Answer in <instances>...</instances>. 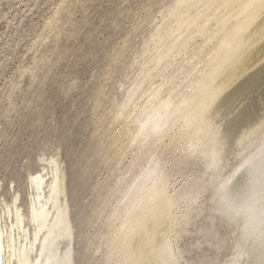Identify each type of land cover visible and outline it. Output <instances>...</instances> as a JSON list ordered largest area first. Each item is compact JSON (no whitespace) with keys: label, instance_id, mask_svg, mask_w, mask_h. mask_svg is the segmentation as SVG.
<instances>
[{"label":"rangeland","instance_id":"obj_1","mask_svg":"<svg viewBox=\"0 0 264 264\" xmlns=\"http://www.w3.org/2000/svg\"><path fill=\"white\" fill-rule=\"evenodd\" d=\"M178 2L0 0V200L11 202L17 195L26 216L29 176L56 159L64 177L61 201L69 220V264H116L118 256H111L110 250L127 208L123 197L155 161L167 196L182 197L171 203L159 196L146 202L141 218L145 223L135 230L136 252L129 264H162L169 250L177 264H249L264 247V120L209 170H204L203 154L185 151L189 145L178 136V124L158 140L151 136L132 140L142 107L164 99L171 88L164 80L179 85L193 64L202 62L180 84L181 96L189 93L186 86L202 75L203 64L222 36L214 37L220 25L213 18L206 33L189 36L182 30L188 26L184 24L169 34L176 22L168 12ZM198 5L190 9L191 15L202 7ZM177 35L187 39L176 49L171 47L170 64L155 63ZM250 42L222 69L219 78L236 79L231 88L264 66L263 57L243 74L234 71L241 54L264 52V45L260 50L247 48ZM186 56L192 59L184 60ZM204 97L200 104L207 105ZM230 100L227 97L226 102ZM219 104L217 108H226ZM204 115L212 122L202 134L216 144L225 118L216 122L219 115L212 110ZM249 167L253 185L245 205L250 214L237 216L228 205L216 214L222 196ZM194 181L198 186L184 192ZM163 182L157 185L162 193ZM142 202L137 199L138 210L143 209Z\"/></svg>","mask_w":264,"mask_h":264},{"label":"bare ground","instance_id":"obj_2","mask_svg":"<svg viewBox=\"0 0 264 264\" xmlns=\"http://www.w3.org/2000/svg\"><path fill=\"white\" fill-rule=\"evenodd\" d=\"M198 4L202 5L198 11L202 12L203 10V12L196 10V14L191 15L190 9ZM201 8L203 9L201 10ZM263 14L264 0H179L176 6H173L168 12V16L175 19L176 22L173 27L168 28L169 34L170 32L173 34L174 31L175 33L176 31L179 32L178 30L182 29L181 26H184V24H188L186 28L182 26L185 34L189 36L191 34H203L213 18V21L216 20L220 25H218L219 30L216 35L214 33V37L219 36L220 33L222 36L216 40L217 44L214 45L209 62H203L202 75L191 80L186 86V89L190 90L189 93L185 92L181 96L180 84L183 83L182 80L187 79L189 74L198 69L196 67L202 62L193 64V69L191 68L190 73L181 79L179 85L164 80L167 86H169L168 84L172 85H170L171 88H167V95L164 96V99L158 100L157 103L149 101L142 107V111L139 114L137 113V131L135 135L133 134L132 140L137 137L143 139L150 136L158 140L161 138L159 135L167 136L178 124L179 127H175L178 130V136L185 137L189 145L185 151L197 152L205 156L204 170L212 168L224 152H231L241 146L243 139L253 132L252 128L258 126L264 120V66L233 88L230 84H234L236 79L233 80L230 75L224 79L219 77L224 65L248 41L251 42L247 48H254V50L263 48L264 17L258 22L254 30H250ZM223 31L224 34H222ZM180 35H177V39H173V43L169 47L168 45L167 47L166 45L163 46L164 51L162 50L163 53L158 54L155 63L164 61L165 64H170L169 60H171L173 54H171V47H175L177 44L180 45L184 42V39H187L185 37L181 40L182 36L180 37ZM157 39L159 40V38ZM208 40H211V38ZM262 51L263 49L248 56H244L245 53L241 54L234 71L243 74L252 65L260 62L264 57ZM188 58L186 56L183 59L188 61L192 59ZM137 86L131 90L133 94L138 89ZM224 87L228 91L226 94H224ZM229 88L231 89L228 90ZM240 92L246 94L238 97ZM157 93L154 92V95H157ZM204 95L208 100L207 105L200 104L201 100L205 99ZM178 96L181 98L179 99ZM218 96H223L218 100V103H220L219 105L225 103L226 108L224 110L217 108L218 103L215 107L212 105ZM227 97L231 99V102H226ZM244 99V104L238 107L239 101L241 102ZM207 110H212L214 114L219 115V120L215 119L216 122H220L225 118V122L220 127V133L214 138L216 144L202 134V132L208 130L209 123L212 122L211 117L204 115ZM229 116L230 118L227 119ZM204 126L205 128H203ZM205 145L208 146L207 151L203 150ZM158 166V161H155L147 170L145 169L146 172L142 173V176L140 174L136 177L137 183L134 181L129 186L128 193L123 197L127 208L123 215L117 216L120 218L122 215L123 220L115 228L116 232L110 250L111 256H118L116 264H129L134 260L133 255L136 252L134 246L138 237V235H135V230L142 228L145 223L141 218L146 213V202L153 201L159 196L162 198V202L171 203L182 197L181 194H176L173 197L167 196L165 193L166 185L162 180ZM59 168L58 161L50 159L47 161V168L43 167L41 171L29 176L27 183L29 200L26 216L18 205L17 195H14L11 202L0 200V264L70 263L68 241L70 228L69 220H67L68 216H66L67 207L65 208V203L61 201L62 195L64 196L62 192L64 177L61 175ZM252 177V168L249 167L243 170L234 186L222 196V199L214 208L215 213H220L224 208H228L227 200L245 204L253 185ZM160 182H163L162 185H164L163 193L162 186L161 188L157 187ZM197 186L198 183L194 181L186 185L183 190L189 192ZM156 187L160 188V194L155 193V191H158ZM225 198L226 201H224ZM137 199L145 203L142 210H138L136 207ZM161 210L158 209V213L163 215ZM136 215H138L137 218ZM208 231L206 235L209 237L212 231L210 229ZM243 235L244 233L241 234V237ZM237 246L238 244H236ZM162 264H177L176 255L169 250ZM249 264H264V247L254 253Z\"/></svg>","mask_w":264,"mask_h":264},{"label":"clouds","instance_id":"obj_3","mask_svg":"<svg viewBox=\"0 0 264 264\" xmlns=\"http://www.w3.org/2000/svg\"><path fill=\"white\" fill-rule=\"evenodd\" d=\"M230 210L237 216L250 214L251 209L247 207V205L242 203H235L231 200L226 201Z\"/></svg>","mask_w":264,"mask_h":264}]
</instances>
